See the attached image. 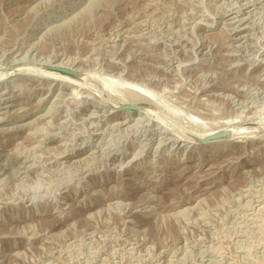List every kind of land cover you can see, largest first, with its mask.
<instances>
[{"label": "rangeland", "instance_id": "obj_1", "mask_svg": "<svg viewBox=\"0 0 264 264\" xmlns=\"http://www.w3.org/2000/svg\"><path fill=\"white\" fill-rule=\"evenodd\" d=\"M0 264H264V0H0Z\"/></svg>", "mask_w": 264, "mask_h": 264}, {"label": "bare ground", "instance_id": "obj_2", "mask_svg": "<svg viewBox=\"0 0 264 264\" xmlns=\"http://www.w3.org/2000/svg\"><path fill=\"white\" fill-rule=\"evenodd\" d=\"M76 3H78V2H76ZM76 3H72V4H71V8H73V6H74ZM71 8H70V9H71ZM109 41H110V40H109ZM43 66H44V65H43ZM55 68H57V67L55 66ZM57 69H58V68H57ZM26 73H27V72H26ZM26 73H24V74H26ZM37 73H38V72H37ZM39 73H40V72H39ZM39 73H38V74H39ZM38 74H37V75H38ZM40 74H42V73H40ZM44 74H45V73H44ZM59 75H60V74H56V73H54V72H49V73L46 74V76H42V75H41V76H42L44 79H47L48 81H51V82L59 81V83H66V87H67L68 82H66V79H65V78L62 79L61 76H59ZM63 77H64V76H63ZM108 77H112V76H108ZM108 77H107V78H105V77L102 78L103 84H104V86L106 87L105 89H107V90H109V91H111V90H112V91H119V90L121 91L120 88L123 87V86H125V83H120L121 81L118 82V83H120L121 85L118 84V83L116 82V81H118V79L115 81V80L113 79L114 76L112 77V79H110V78H108ZM3 80H4V79H3ZM121 80H122V79H121ZM64 81H65V82H64ZM123 82H124V80H123ZM122 84H123V85H122ZM128 84H129V83H128ZM133 84H134V83H133ZM64 86H65V84H64ZM70 86H71V85H70ZM126 86H127V85H126ZM129 87H130V86H129ZM136 88H137V87H136ZM72 89H75V88H72ZM76 91H77V90H76ZM128 93H130V92H128ZM131 93H132V92H131ZM120 94H121V93H120ZM120 94H118V95H120ZM133 94H134V93H132V95H133ZM135 94L137 95L136 92H135ZM139 94H140V93H138V95H139ZM143 94H144V93H143ZM147 94H148V93H147ZM122 95H123V94H122ZM122 95H120V98H121ZM124 95H125V94H124ZM124 95H123L122 97H124ZM132 95H130V96L132 97ZM148 95H149V94H148ZM140 96H141V95H140ZM145 96H146V95H145ZM128 97H129V95L127 96V99L129 100L130 98H128ZM133 97H134V96H133ZM148 97H149V96H148ZM120 98H119V99H120ZM124 98H126V97H124ZM136 98H138V97L136 96ZM141 98H142V96L140 97V99H141ZM115 99H116V98H115ZM115 99H114V100H115ZM117 99H118V98H117ZM131 99H133V98H131ZM131 99H130V100H131ZM146 99H149V98H146ZM155 99H156V98H155ZM103 100H104V99H103ZM122 100H123V98L121 99V101H122ZM133 100H134V99H133ZM138 100H139V99H138ZM144 100H145V98H144ZM144 100H143V101H144ZM107 101H108V100H107ZM109 101H110V100H109ZM119 101H120V100H119ZM134 101H136V100H134ZM141 101H142V99H141ZM145 101H150V100H145ZM125 102H126V101H125ZM128 102H129V101H128ZM131 102H133V101L131 100ZM139 102H140V101H139ZM150 102H153V100L150 101ZM154 102H155V101H154ZM154 102H153V103H154ZM157 102H158V100H157ZM108 103H109V102H108ZM118 103H120V102H118ZM133 104H134V102H133ZM133 104H132V105H133ZM157 104H158V103H157ZM109 105H110V104H109ZM113 105H114V104H113ZM125 105H126V104H125ZM129 105H130V104H129ZM137 105H138V104H137ZM149 105H150V104H149ZM149 105H147V106H149ZM159 105H160V104H159ZM105 106H106V104H105ZM121 106H122V105H121ZM123 106H124V105H123ZM134 106H135V105H134ZM138 106H139V105H138ZM166 106L168 107V106H170V105H167V104H166ZM142 107H146V106L143 105ZM149 107H150V106H149ZM149 107H148V108H149ZM153 107H154V106H153ZM158 107H159V106H158ZM160 107H161V106H160ZM148 108H147V109H148ZM164 108H165V106H164ZM169 108L171 109V111H176V109H174V108H172V107H168V109H169ZM113 109H115V107H114ZM147 109L143 110V108H142V111H140V112L137 111V112H136V113H137L136 116H138V118H139V117H142V118H146V117H148V118H149V116L144 117V116H145L144 114H146V110H147ZM153 109H154V108H153ZM156 109H157V107H156ZM162 109H163V108H161V110H162ZM150 110H151V109H150ZM115 111H116V110H115ZM159 111H160V110H159ZM159 111H158V112H159ZM163 111H165V110H163ZM166 111H167V110H166ZM168 111H169V110H168ZM158 112H156V113H158ZM160 112H162V111H160ZM166 113H167V112H166ZM172 113H173V112H172ZM175 113H176V112H175ZM147 114H148V113H147ZM162 114H163V113H162ZM167 114H168V113H167ZM167 114H166V115H167ZM177 114H178V113H177ZM160 115H161V114H160ZM164 115H165V114H164ZM170 115H171V114H170ZM173 115H174V114H173ZM175 115H176V114H175ZM130 116H132V112H129V113L127 114L126 117H125V116L123 117V119L125 120V122H123V123H126V124L129 123V121H127L126 119H128ZM157 116H158V115H157ZM168 117H170V116H168ZM168 117H167V118H168ZM135 118H136V117H135ZM148 118H147V119H148ZM167 118H166V119H167ZM133 119H134V118H133ZM150 119H151V118H149V121H150ZM170 119H172V118L170 117ZM170 119H168V120H170ZM139 120H141V119H139ZM139 120H138V122H140ZM168 120H167V121H168ZM144 121H146V120L144 119ZM144 121H143V122H144ZM147 121H148V120H147ZM153 121H154V120H153ZM225 121H227V120H225ZM229 121H231V120H229ZM229 121H228V122H229ZM87 122H88V121H87ZM151 122H152V121H151ZM196 122H197V121H196ZM198 122H199V121H198ZM223 122H224V121H223ZM223 122H222V123H223ZM175 123H176V122H174V125H177V124H175ZM222 123H220V124H222ZM233 123H234V122H232L231 125H232ZM145 124H146V123H145ZM220 124H217V126L220 125ZM225 124H226V123H225ZM234 124H235V123H234ZM234 124H233V125H234ZM142 125H143V123H142ZM149 125H150V124H149ZM236 125H237V123H236ZM120 126H121V125H120ZM127 126H129V125H127ZM168 126H169V124H168ZM172 126H173V125H172ZM226 126H227V125H226ZM234 126H235V125H234ZM244 126H245V125H244ZM144 127H145V126H144ZM166 127H167V126H166ZM211 127H212V126H211ZM213 127H214V126H213ZM215 127H216V126H215ZM221 127L223 128V127H225V126L222 125ZM230 127H232V126H230ZM171 128H172V127H171ZM217 128H220V126H218ZM217 128H216V129H217ZM238 128H241V127L239 126ZM242 128H243V127H242ZM180 129H182V128L180 127ZM220 129H221V128H220ZM224 129H225V128H224ZM231 129H233V127L230 128V129H229V128L226 129V131L230 132ZM148 130H149V129H148ZM148 130H147V131H148ZM169 130H170V128H169V129H165V130H164V128H160V131H159V130H155L156 132L154 131L155 133H154L152 136H156V135L163 136V135L165 134V132H166V131L168 132ZM171 130H173V128H172ZM182 130H183V129H182ZM211 130H212V132H213V129H210V132H211ZM233 130H234V129H233ZM241 130H244V129H241ZM145 131H146V129H145ZM147 131H146V132H147ZM204 131H205V130H204ZM204 131H202V132H204ZM208 131H209V130H208ZM214 131H215V128H214ZM223 131H224V130H223ZM238 131H239V129H238ZM34 132H35V131H34ZM146 132H143V133H146ZM210 132H208V133H210ZM147 133H148V132H147ZM220 133H221V132H220ZM235 133H236V132H235ZM244 133H245V132H244ZM249 133H250V132H249ZM173 134H174V133H169V135H171L170 137H172ZM188 134H189V133H188ZM214 134H215V133H214ZM217 134H218V133H217ZM236 134H237V133H236ZM189 135H191V134H189ZM232 135H233V134H232ZM241 135H242V134H241ZM253 135H254V134H253ZM44 136H45V135H44ZM193 136H195V134H193ZM210 136H211V135H210ZM247 136H248V135H247ZM164 137H165V136H164ZM175 137H176V136H175ZM175 137H174V138H175ZM178 137H179V136H178ZM198 137H199V136H198ZM205 137H207V136H203V138H201V140H202V139H205ZM236 137H237V136H236ZM166 138H167V137H166ZM172 138H173V137H172ZM195 138H197V137H195ZM199 138H200V137H199ZM199 138H198V139H199ZM233 138H234V137H233ZM178 139H179V138H177V139H171V138H169V141L171 140V141L173 142V145H176V144L179 142ZM167 140H168V139H167ZM162 141H163V139H162ZM222 141H223V140H222ZM224 141H225V140H224ZM224 141H223V142H224ZM240 141H241V139H240ZM220 142H221V141H220ZM230 142H231V139H230ZM173 145H172V146H173ZM208 148H209V151H210V152H212V153L215 154V153H217V152H220L221 150H225V148H227V146L224 145V146H221V147L219 146V147H208ZM199 164L201 165V163H199ZM137 168L139 169L140 166H134V167L132 168V172L134 173V171H135ZM15 172H16V171H15ZM14 177H15V176H14ZM2 182H3V181H2ZM250 206H251V205H250ZM149 207H150V206H149Z\"/></svg>", "mask_w": 264, "mask_h": 264}, {"label": "water", "instance_id": "obj_3", "mask_svg": "<svg viewBox=\"0 0 264 264\" xmlns=\"http://www.w3.org/2000/svg\"><path fill=\"white\" fill-rule=\"evenodd\" d=\"M68 74H70V75H76V73H74V72H67ZM121 109L122 110H132V111H138V110H141L142 109V106L141 105H139V106H123V107H121ZM228 136H230V132H228V131H225V132H221V133H218V134H215V135H212V136H210V137H208V138H206V140L205 141H217V140H220V139H222V138H226V137H228Z\"/></svg>", "mask_w": 264, "mask_h": 264}]
</instances>
